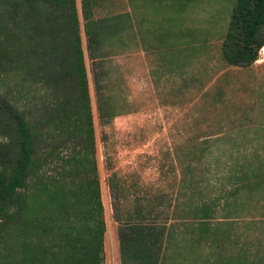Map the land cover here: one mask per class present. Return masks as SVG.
<instances>
[{"label": "rangeland", "instance_id": "374dc122", "mask_svg": "<svg viewBox=\"0 0 264 264\" xmlns=\"http://www.w3.org/2000/svg\"><path fill=\"white\" fill-rule=\"evenodd\" d=\"M10 1L0 0V100L32 119L41 97L53 104L67 84L42 74L41 56L33 60L30 53L25 62L24 17L12 12ZM97 2V17L107 9L98 22H107L93 40L74 0L105 223L104 264H120L114 215L124 219L135 209L162 232L158 264H264V37L252 64L227 65L220 44L235 0H171L177 16L166 11L161 18L155 49L117 58L111 41L127 29L128 16ZM51 34H57L53 26ZM8 35L17 58L5 43ZM131 37L144 46L140 27ZM97 90L102 117L118 113L109 121L99 118ZM48 147L36 145L46 176L58 167ZM15 155L9 120L0 112V175ZM111 173L118 184L113 193L106 185ZM7 232L0 220V264Z\"/></svg>", "mask_w": 264, "mask_h": 264}, {"label": "trees", "instance_id": "16d2710c", "mask_svg": "<svg viewBox=\"0 0 264 264\" xmlns=\"http://www.w3.org/2000/svg\"><path fill=\"white\" fill-rule=\"evenodd\" d=\"M11 2L12 12H21L24 17L22 29L29 50L25 62L31 60L30 53L33 60L41 56L42 74L67 86L53 104L41 97L32 119L0 100V112L9 120L16 146L11 167L0 175V220L8 229L4 264H104L105 223L74 0ZM80 12L84 34L97 40L88 0H80ZM52 26L57 29L59 45L56 35L51 34ZM15 32L13 29L10 36ZM263 37L264 0H235L220 44L223 61L231 66H249L257 59ZM8 40L9 35L5 43L10 55L17 58L16 47ZM86 48L89 50V44ZM51 65L55 66L50 72ZM101 100L97 90L99 118L109 121L118 113L102 117ZM39 142L49 146L46 155L58 164L47 176L40 169L41 157L36 152ZM63 146L66 151H61ZM106 185L111 193L118 188L114 173L108 176ZM143 219L141 209L124 219L114 215L119 224L120 264H158L162 232Z\"/></svg>", "mask_w": 264, "mask_h": 264}, {"label": "crops", "instance_id": "0c3cea01", "mask_svg": "<svg viewBox=\"0 0 264 264\" xmlns=\"http://www.w3.org/2000/svg\"><path fill=\"white\" fill-rule=\"evenodd\" d=\"M88 1L90 5L92 19L96 23L94 29L96 33V38H99V36L105 33V30H103L101 23L107 21L98 22V20L103 19L102 17L107 9H101L97 17V9L95 8L96 3H98L97 0ZM112 1L113 3H109V5H112L114 7V13L117 16L120 14H126L128 16L127 19H129V24L127 23V29L125 31L120 32L123 34L117 39H113L111 41V50H113L112 55L117 58L131 57V52H134L138 49L144 51L152 49L154 50V47L158 45V41L161 39V18L166 15V11H168L170 17L177 16L178 12L177 3L172 5L171 0H150V4L145 6H142V3H140L138 0H130L129 4L128 0ZM101 2L103 6L109 7L107 0H101ZM147 14H149L150 16H148ZM120 23L121 22H118L116 24L120 26ZM103 26L105 27L104 23ZM136 26L140 27L141 34L143 35L144 46H137L131 37V35H133L136 29ZM163 40H165V38H163Z\"/></svg>", "mask_w": 264, "mask_h": 264}]
</instances>
